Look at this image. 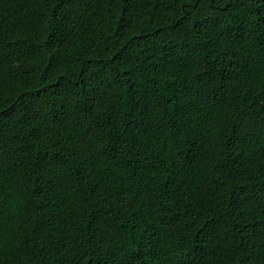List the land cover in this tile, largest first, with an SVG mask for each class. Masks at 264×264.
I'll return each mask as SVG.
<instances>
[{
  "label": "trees",
  "instance_id": "16d2710c",
  "mask_svg": "<svg viewBox=\"0 0 264 264\" xmlns=\"http://www.w3.org/2000/svg\"><path fill=\"white\" fill-rule=\"evenodd\" d=\"M0 264H264V0H0Z\"/></svg>",
  "mask_w": 264,
  "mask_h": 264
}]
</instances>
